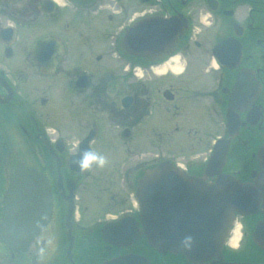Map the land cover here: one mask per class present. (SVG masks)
Listing matches in <instances>:
<instances>
[{"label":"flooded vegetation","instance_id":"1","mask_svg":"<svg viewBox=\"0 0 264 264\" xmlns=\"http://www.w3.org/2000/svg\"><path fill=\"white\" fill-rule=\"evenodd\" d=\"M139 19L165 32L129 55ZM215 145L225 162L206 170ZM261 145L264 0H0V224L19 163L52 200L25 247L0 241V264H264L261 204L236 215L220 255L193 261L148 245L136 196L164 160L176 184L250 183ZM85 150L106 165L81 170Z\"/></svg>","mask_w":264,"mask_h":264},{"label":"water","instance_id":"2","mask_svg":"<svg viewBox=\"0 0 264 264\" xmlns=\"http://www.w3.org/2000/svg\"><path fill=\"white\" fill-rule=\"evenodd\" d=\"M142 23L155 28L141 31ZM142 23L139 19L124 32L122 47L129 55H141V39L145 42L142 48L149 49L152 43L148 41L165 32L160 23ZM227 150V145H216L206 170L219 171ZM256 157L258 172H253L251 183L219 174L214 185L207 186L196 178H189L192 181L188 184H176L180 176L169 172L174 167L167 161L146 170L136 196L141 233L148 245L157 252L181 253L193 261L220 255L236 213L251 214L259 204L264 213V145L258 148ZM40 176L35 169L18 164L4 194L0 240L9 248L25 247L49 219L51 194ZM168 208L169 214L165 213ZM253 240L264 248V218L257 223Z\"/></svg>","mask_w":264,"mask_h":264},{"label":"clouds","instance_id":"3","mask_svg":"<svg viewBox=\"0 0 264 264\" xmlns=\"http://www.w3.org/2000/svg\"><path fill=\"white\" fill-rule=\"evenodd\" d=\"M107 163L106 157L94 150H85L80 159L77 161V164L81 170L90 168L93 164L96 167L103 168Z\"/></svg>","mask_w":264,"mask_h":264},{"label":"bare ground","instance_id":"4","mask_svg":"<svg viewBox=\"0 0 264 264\" xmlns=\"http://www.w3.org/2000/svg\"><path fill=\"white\" fill-rule=\"evenodd\" d=\"M234 233H235V234H234L235 236H234V238H233V240H232L233 243H235L236 238H237V234H238L237 230H235Z\"/></svg>","mask_w":264,"mask_h":264},{"label":"rangeland","instance_id":"5","mask_svg":"<svg viewBox=\"0 0 264 264\" xmlns=\"http://www.w3.org/2000/svg\"><path fill=\"white\" fill-rule=\"evenodd\" d=\"M51 106H53V104H51Z\"/></svg>","mask_w":264,"mask_h":264}]
</instances>
